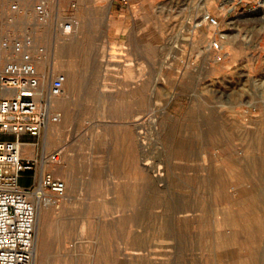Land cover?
Instances as JSON below:
<instances>
[{"label":"rangeland","instance_id":"1","mask_svg":"<svg viewBox=\"0 0 264 264\" xmlns=\"http://www.w3.org/2000/svg\"><path fill=\"white\" fill-rule=\"evenodd\" d=\"M263 3L0 0V71L31 41L44 88L66 75L33 264H264Z\"/></svg>","mask_w":264,"mask_h":264},{"label":"built area","instance_id":"2","mask_svg":"<svg viewBox=\"0 0 264 264\" xmlns=\"http://www.w3.org/2000/svg\"><path fill=\"white\" fill-rule=\"evenodd\" d=\"M36 9L40 20H44V4ZM201 20L194 26L207 22L218 29L221 37L225 35L216 15L207 11ZM72 24L66 21L62 28L70 32ZM221 42L214 38L210 47L219 50ZM30 44L17 45L15 51L22 57L8 60L0 71V264H33L39 210L63 197L67 189L65 180L47 168V158L23 157L18 139L23 134L39 136L60 120V114L52 111V99L61 95L66 80L65 74H57L44 88L43 76L32 56L23 50Z\"/></svg>","mask_w":264,"mask_h":264},{"label":"bare ground","instance_id":"3","mask_svg":"<svg viewBox=\"0 0 264 264\" xmlns=\"http://www.w3.org/2000/svg\"><path fill=\"white\" fill-rule=\"evenodd\" d=\"M206 1H208V0H206ZM263 5H264V3L262 4V6H263ZM207 11H208V10H206L205 13H206ZM261 11H263V14H264V10L262 9ZM201 21H202V20H201ZM193 25H195V24H193ZM73 26H74V25L72 24L71 31H72V29H73ZM74 27H75V26H74ZM61 28H62V27H61ZM71 31H70V32H71ZM70 32H68V31L66 32V31L62 28V29H61V32H58V33L68 34V33H70ZM74 33H75V32H74ZM59 37H60V36H59ZM62 37H63V36H62ZM62 37H61V38H62ZM51 55H52V54H51ZM58 61H59V60H57V57L55 56V58H54L53 61L51 62V65H50V64H47V63L44 62V61H40V64H39V65H38L36 62H35V64H36V66H37L38 69H39V68L42 69V68H44V66L49 65V66L51 67V69H52V70L50 71V75H52V74L55 73L54 71L57 69V67L60 66L59 63H58ZM46 64H47V65H46ZM44 70H45V69H44ZM46 73H47V72H46ZM67 73H68V72H67ZM43 76H44V75H43ZM43 80H44V78H43ZM43 80H42V84L44 83ZM55 101H56V103H61V104H62V103L65 102V99H63V98L60 99V98H57V97H56V98L53 99V103H55ZM47 135H48V136H47ZM47 135H46V137H47V140H48V139H49V135H50V130H48V129H47ZM48 143H49V142L47 141V145H48ZM45 147H46V146H45ZM45 147H44V148H45ZM46 148H47V147H46ZM46 148H45V149H46ZM45 151H46V150H45ZM46 153H47L48 158H49L48 161L51 162V161H52L51 156H50L51 154L49 155L48 151H46ZM47 165H48V163H47ZM66 199H67V198H66ZM70 199H71V198H70ZM70 199H69V201H70ZM52 203H56V202H52ZM52 203H50V204H52ZM43 219H44V214H43V209H41V210L39 211V213H38V219H37V222H36V226H37V224H38V226L40 227V226L42 225V223H43ZM38 226H37V227H38ZM37 227H36V228H37ZM39 227H38V229H39ZM36 231H37V230H36ZM36 241H37V240L35 239V241H34V246H35V244H36ZM35 251H36V250H35ZM36 253H37V252H35V256H36Z\"/></svg>","mask_w":264,"mask_h":264},{"label":"crops","instance_id":"4","mask_svg":"<svg viewBox=\"0 0 264 264\" xmlns=\"http://www.w3.org/2000/svg\"><path fill=\"white\" fill-rule=\"evenodd\" d=\"M123 5H121V7H119V10H123ZM118 19H125V17L123 16V13H119L117 15ZM5 137L10 138V139H17L16 136L14 135H5ZM36 138L37 136H33L30 134H23L21 135L18 139L19 142L22 143L21 149H22V154L23 157L25 158H34L35 155L32 152L33 146L38 144V142H36ZM37 155V153H36Z\"/></svg>","mask_w":264,"mask_h":264}]
</instances>
